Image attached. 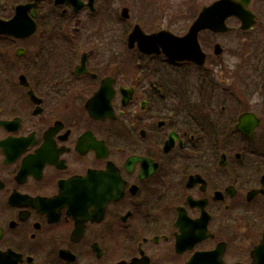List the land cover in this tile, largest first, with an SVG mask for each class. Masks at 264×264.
I'll list each match as a JSON object with an SVG mask.
<instances>
[{"label":"flooded vegetation","instance_id":"obj_1","mask_svg":"<svg viewBox=\"0 0 264 264\" xmlns=\"http://www.w3.org/2000/svg\"><path fill=\"white\" fill-rule=\"evenodd\" d=\"M62 1L0 0V264H264V0L193 60L198 1Z\"/></svg>","mask_w":264,"mask_h":264},{"label":"water","instance_id":"obj_2","mask_svg":"<svg viewBox=\"0 0 264 264\" xmlns=\"http://www.w3.org/2000/svg\"><path fill=\"white\" fill-rule=\"evenodd\" d=\"M79 9L82 4L78 0H72ZM62 0H56L57 4H61ZM250 0H216L208 6L203 7L198 18L192 24L189 32L183 37H177L171 32H158L149 36H144V42L147 45L152 43L167 44L164 49L170 51V56L175 59L193 60L200 55V48L197 42V33L205 28L213 32H228L232 29L227 27L225 20L229 17H237L242 21L241 28L248 29L254 24V15L247 9ZM90 5V3H89ZM9 22V32L16 24L17 14ZM7 29L0 24V33H7ZM159 42H157V41ZM246 119V116L240 117V125ZM241 128V126H240Z\"/></svg>","mask_w":264,"mask_h":264},{"label":"rangeland","instance_id":"obj_3","mask_svg":"<svg viewBox=\"0 0 264 264\" xmlns=\"http://www.w3.org/2000/svg\"><path fill=\"white\" fill-rule=\"evenodd\" d=\"M189 1H194V0H189ZM195 1H198L201 5H207V4H209L213 0H195ZM227 24L229 26L237 27L236 26L237 24H236V20L235 19H229L227 21ZM171 30H173L176 33H179V32H181L183 30V26L182 25L181 26L178 25V27L173 26L171 28ZM235 35H236V32L234 34H227L225 36L220 37V40H223V42L225 43V41H227L229 39H232L233 40L234 48H236V45H237L238 42L236 41L237 40L236 39L237 37ZM230 44H232V42ZM239 44H241V42H239ZM240 47H241V45H240ZM233 61H234L233 65H235V66L239 63V60L237 58H234Z\"/></svg>","mask_w":264,"mask_h":264}]
</instances>
